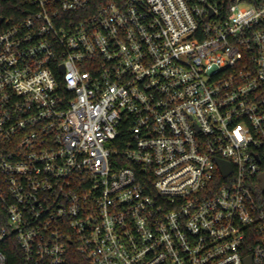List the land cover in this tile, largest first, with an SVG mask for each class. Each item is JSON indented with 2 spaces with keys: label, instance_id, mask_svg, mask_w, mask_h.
Returning <instances> with one entry per match:
<instances>
[{
  "label": "built area",
  "instance_id": "built-area-1",
  "mask_svg": "<svg viewBox=\"0 0 264 264\" xmlns=\"http://www.w3.org/2000/svg\"><path fill=\"white\" fill-rule=\"evenodd\" d=\"M13 246L264 264V0H0V264Z\"/></svg>",
  "mask_w": 264,
  "mask_h": 264
},
{
  "label": "trees",
  "instance_id": "trees-1",
  "mask_svg": "<svg viewBox=\"0 0 264 264\" xmlns=\"http://www.w3.org/2000/svg\"><path fill=\"white\" fill-rule=\"evenodd\" d=\"M7 264H21L20 254L16 246L8 248L6 251ZM66 264H88L81 256L76 253L68 255Z\"/></svg>",
  "mask_w": 264,
  "mask_h": 264
},
{
  "label": "water",
  "instance_id": "water-1",
  "mask_svg": "<svg viewBox=\"0 0 264 264\" xmlns=\"http://www.w3.org/2000/svg\"><path fill=\"white\" fill-rule=\"evenodd\" d=\"M220 167H221V169H222V173H223L224 175H226V174L229 173V167H228L226 164L221 163V164H220Z\"/></svg>",
  "mask_w": 264,
  "mask_h": 264
}]
</instances>
